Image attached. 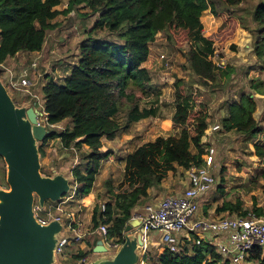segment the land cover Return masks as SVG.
Wrapping results in <instances>:
<instances>
[{
	"label": "trees",
	"instance_id": "1",
	"mask_svg": "<svg viewBox=\"0 0 264 264\" xmlns=\"http://www.w3.org/2000/svg\"><path fill=\"white\" fill-rule=\"evenodd\" d=\"M74 4L86 3L98 14L94 31H110L124 42L88 41L80 47V61L63 84L47 82L42 91L45 97L43 111L48 125H58L70 120L72 128L53 131L48 138L60 139L66 149L86 147L90 153L83 167L74 169L75 182L80 186L79 194L88 196L99 174L101 162L108 158L103 153V139L114 141L131 126L142 120L157 117L161 91L152 83V75L145 67L151 47L159 33H165L173 45L191 44L184 53L189 69L202 85H219L223 78L229 79L232 69L219 67L214 62L215 45L203 33L201 18L210 10L214 16L228 13L221 7L234 8L243 0H72ZM62 0H0V70L1 65L19 54L41 52L49 32L57 27L56 20L62 14L56 8ZM75 5V6H76ZM255 28L246 29L254 34L253 49L259 61H264V1L252 12ZM225 39L233 36L235 22ZM1 73V71H0ZM250 89L264 96V79H252ZM175 113L172 122L181 130L179 136L158 137L126 157L122 181L114 185L106 182L107 192L113 202L106 203L103 212L95 207L92 216V231L106 225L108 238L114 243H125V230L132 215L149 190L161 186L179 168L188 171L204 164L209 152V103L197 89L187 93L185 83L175 82ZM15 103L17 101L13 98ZM33 106L36 105V101ZM142 104L145 107H142ZM257 102L254 94L242 93L239 101L227 105L226 115L221 119L223 133L236 132L248 140L264 132L254 118ZM194 147L193 152L191 147ZM254 155L264 157V149L254 147ZM3 178L5 162H3ZM224 182V180H222ZM224 192L223 188H219ZM90 201H87L88 204ZM242 203L223 201L217 214H241ZM263 216L264 211L254 209ZM87 241L91 250L79 252L71 257L72 264L93 253V247L101 240L94 233ZM262 261L263 248L254 249L248 262ZM231 264L212 246L209 239L193 249L188 247L180 253L165 251L157 264Z\"/></svg>",
	"mask_w": 264,
	"mask_h": 264
},
{
	"label": "rangeland",
	"instance_id": "2",
	"mask_svg": "<svg viewBox=\"0 0 264 264\" xmlns=\"http://www.w3.org/2000/svg\"><path fill=\"white\" fill-rule=\"evenodd\" d=\"M263 1L243 0L239 6L234 8L223 6L221 9L229 12H222L220 16H214L210 10L204 12L201 18L203 33L214 42L216 49L214 61L232 69L230 78H223L222 82L216 86L202 85L200 79L189 69L184 53L190 49L191 44L173 45L167 41L165 33L157 35L156 40L150 44L151 54L145 67L152 75L153 85L161 91L158 116L133 124L128 133L122 134L114 141H105L102 152L107 153L108 158L101 162L98 182H95L88 196L79 194L80 186L75 182L73 175L74 169L83 167L85 158L90 153L86 147L80 150L66 149L60 139L52 138L35 144L42 176L54 178L56 175H63L68 178L70 183V191L60 201H46L42 205V210L37 211V215L40 217L60 216L63 219V224L72 228L68 233V237L72 240L76 237L75 234L85 235L87 233L88 235V231L92 232L93 208L97 206L101 208L102 205L113 202L107 192L106 182L112 180L114 185H117L122 181L126 157L140 146L155 141L158 137L180 135L181 130L172 122L176 108L175 82L178 78L184 81L187 93L197 89L210 101L209 113L215 120L209 121V128L219 124L222 129L221 119L226 115L227 105L239 101L242 93L254 94L257 102L254 118L264 128V96L258 95L250 89L252 79L258 77L264 79V61H259L254 52L255 35L246 30H254L252 12ZM72 3V0H62L61 5L56 8L62 14L56 20L55 30L48 34L43 55L35 54L31 57L30 54H22L13 62L15 63L13 67L7 66L11 70H0V80L12 100L15 98L17 101L15 103L13 100L17 108H22L25 105L32 106L33 101H37L36 109L44 113L45 97L42 85L49 81L63 84L65 72L73 70L80 61V47L83 42L124 44L118 40L116 34L110 31L96 30L92 32L98 14H93L86 3L74 4L71 7ZM234 22L236 29L233 36L225 39L230 34L231 24ZM163 55L166 57L165 60H162ZM35 61L39 67L32 68L31 65ZM42 65L43 67L40 68ZM58 70L60 75L57 73ZM24 73L29 75L28 78L31 82L27 89L28 92L20 86L21 90L12 88V82L17 85L21 83ZM142 107L145 105L142 104ZM40 122L48 126L46 116L42 117ZM70 123L68 120L61 125L50 126L47 130L50 133L56 130L62 131L67 129ZM221 129L211 135L209 131V149L215 148V164L212 172L216 179V186L204 198L202 212L214 218L223 215L231 217L241 215L217 214L216 209L223 201L234 204L238 201L241 202L244 213H254L255 208L264 211V157L254 155V147L259 146L264 149V132L256 138L248 140L244 135L236 132L223 133ZM191 149L193 152L195 151L193 146ZM3 162H5L4 159L0 157V196L2 193L10 191L6 163L5 177L3 178ZM186 183L187 171L179 168L177 173L169 176L164 185L157 189L158 194L162 193L160 197H163L171 195V191L177 192V194L181 193ZM220 187L223 188V193L220 192ZM155 192L157 194L156 190ZM36 199L39 200V198ZM87 201L90 202L86 204ZM159 239V234L150 233L149 244L151 247L147 255L152 264H157L158 259L155 258V255L158 256L164 251L162 250L164 244L160 243ZM77 250V247L73 246L66 252L69 255L66 254L65 258L56 257L57 264H72L71 257L77 253ZM103 255L108 258L111 256L109 253ZM66 258L67 260H65ZM245 260H247L245 264H263L262 261L256 260L248 262V257ZM218 264H223V261Z\"/></svg>",
	"mask_w": 264,
	"mask_h": 264
},
{
	"label": "water",
	"instance_id": "3",
	"mask_svg": "<svg viewBox=\"0 0 264 264\" xmlns=\"http://www.w3.org/2000/svg\"><path fill=\"white\" fill-rule=\"evenodd\" d=\"M44 113L35 107L17 108L6 87L0 81V157L7 164L10 191L1 194L0 203V264H55L56 245L63 229L62 222L48 226L39 224L34 216L36 198L42 206L46 201H60L69 191V181L63 175L42 176L35 144L44 142L50 132L40 123ZM140 222L131 221L125 230V243L107 264H137L143 245L138 233ZM134 236V240L129 235ZM91 264H101L100 255L108 254L102 240ZM104 257V255L102 256Z\"/></svg>",
	"mask_w": 264,
	"mask_h": 264
},
{
	"label": "built area",
	"instance_id": "4",
	"mask_svg": "<svg viewBox=\"0 0 264 264\" xmlns=\"http://www.w3.org/2000/svg\"><path fill=\"white\" fill-rule=\"evenodd\" d=\"M165 59L166 57L163 55L162 60ZM213 62L217 66L222 67L220 62L216 63L214 59ZM36 66L37 64L33 63L32 68ZM24 74L21 83L17 85L12 82L13 89L17 90L18 88L19 90L20 86L25 88L24 91L28 92L27 89L30 87L31 82L28 78L29 75L27 73ZM220 129L221 126L219 124L210 127V135ZM214 154L215 148L211 147L204 164L200 167H191L187 171L188 186L183 192L168 196L155 205L145 206L141 212L133 213L131 221L137 220L141 224L138 233L142 234L143 245L141 248L144 253L147 250L150 233L160 234V240L164 244L165 250L170 253H180L187 247L193 249L195 246L202 245L206 239H209L212 246L223 257V260L231 264H245L247 262L245 258H249L254 249L264 247V217L255 213L235 217L223 215L217 218L200 215L201 199L206 197L216 186V179L212 172L215 164ZM105 205L101 206L103 212L106 210ZM40 210H42V206L39 200L35 199L33 211L39 224L48 226L53 221L63 223V219L60 216H38L37 211ZM69 228L72 230L71 227ZM108 229V226L101 225L97 232L103 238V243H106L105 246L109 251V248L115 249L119 245L108 238ZM75 236L74 240L68 236H63L59 239L55 249L57 258L63 257L67 248L74 241L78 242L83 237L82 235ZM87 261V256L79 260L81 264H86ZM140 264L147 263L143 261Z\"/></svg>",
	"mask_w": 264,
	"mask_h": 264
},
{
	"label": "crops",
	"instance_id": "5",
	"mask_svg": "<svg viewBox=\"0 0 264 264\" xmlns=\"http://www.w3.org/2000/svg\"><path fill=\"white\" fill-rule=\"evenodd\" d=\"M240 38H242V37H240ZM243 39V38H242ZM246 39V38H245ZM45 47H46V44H45V46H44V48H43V50L41 51V52H36V53H31L29 56H34L35 54H38V55H43V52L45 51L44 49H45ZM20 55H22V54H19V55H17L15 58H13V59H9L5 64H3V65H1V70L2 69H6V70H11V68H8L7 66H11V67H13V65L15 64V63H13V62H15L16 61V59H18V58H20ZM23 55H25V54H23ZM23 57V56H22ZM33 63H36L37 64V67H39L38 66V63L35 61V62H33ZM33 63H32V65H33ZM41 64V63H40ZM31 65V66H32ZM41 67H43V65L42 66H40V68ZM72 71V70H71ZM71 71H66L65 72V75H63V80L71 73ZM57 73H59V75H60V71L58 70L57 71ZM62 77V76H61ZM62 80V81H63ZM1 81V80H0ZM42 87H44V85H42ZM37 99H38V97H37ZM35 102H33V104H34ZM36 103H37V101H36ZM26 106V105H25ZM28 107H35L36 108V105L35 106H31V105H29ZM176 109V108H175ZM44 112V111H43ZM44 116H45V113H44ZM212 117V118H211ZM210 120H215V119H213V116L211 115V113H210V117H209V121ZM68 121V119L67 120H64L63 122H61V123H59L58 125H61V124H63L64 122H67ZM57 126V125H56ZM69 128L71 129L72 128V123H70V125H69ZM175 135H170V136H168V137H174ZM168 137H164V138H168ZM105 141H107L108 142V140L106 139V138H104L103 139V144L105 143ZM124 167H125V164H124ZM124 172V171H123ZM99 173H100V171H99ZM98 175H100V174H98ZM98 175H97V178H96V182H98ZM48 177V176H47ZM67 180H68V178L67 177H65ZM69 181V180H68ZM70 184V183H69ZM164 185V183L161 185V186H158V187H155V188H152V189H150L149 190V196L146 198V199H144L143 201H142V203L140 204V206L135 210V212H141V211H143V209H144V207L145 206H148V205H155V204H157L158 202H160L162 199H164V198H166V197H168V196H174V195H176L177 194V192H173V191H171V195L170 194H168V195H165V194H163V195H165V196H163V197H160V195L162 194V193H159L158 194V188H161L162 186ZM188 186V183H186V185H185V187H184V189L186 188ZM167 188V187H166ZM183 189V190H184ZM154 190V191H153ZM155 190L157 191V194H156V192H155ZM205 198V197H204ZM204 198H202L201 199V201H200V215L202 216H205V217H209V218H212V216L211 215H209V216H207V215H205V213H203L202 212V202L204 201ZM94 209L95 208H93V211H94ZM93 211H92V216H93ZM92 216H91V223H92ZM62 226H63V229H62V232H61V235H60V238H62L63 236H68L69 234V232H71V229L68 227V226H65L63 223H62ZM76 231V230H75ZM75 231H73L74 233H75ZM94 233H97L98 235H99V233L97 232V231H95V232H91V231H88V235H89V237H87L88 235H87V233L85 234V235H82L83 237H82V239L81 240H79L78 242H75L74 241V243L71 245V246H69L68 248H67V250H66V252H68L69 251V249L70 248H72L73 246H76L77 247V253L75 254V255H77L79 252H83V253H88L90 250H91V247L88 245V243H87V241L88 240H90L91 238L90 237H92V235H94ZM76 235V234H75ZM84 236H86L85 238H84ZM159 236H160V239H161V235L159 234ZM101 237V236H100ZM129 238L131 239V240H134L135 238H134V236L132 235V234H130L129 235ZM159 239V241H160V243H162L161 242V240ZM101 240H103V238L101 237ZM152 240H154V238H152ZM155 241V240H154ZM103 242H104V240H103ZM163 244V243H162ZM104 245H106V243H104ZM97 246V244L93 247V253L92 254H89L87 257H88V261H87V263L88 264H91V262H93V261H96V259L98 258V256L94 253V248ZM122 246H123V244L122 245H119L117 248H115V249H110L109 248V254L111 255L110 257H114V256H116L117 255V253H119L120 251H121V249H122ZM106 247V246H105ZM150 244H149V241H148V244H147V250H146V253H144V250L141 248V250H140V258H139V261H138V263L137 264H140L141 262H143V261H145L147 264H152V261H151V259L149 258V256L147 255V253H148V250L150 249ZM162 250H164V251H162V253H160L158 256H156L155 255V258H159L160 257V255L161 254H163L166 250H165V247L163 246V248H162ZM65 252V255L63 256V258H65L67 255H69V254H67ZM67 254V255H66ZM108 255V254H107ZM74 256V255H73ZM107 257V256H106ZM106 257L104 256V257H101L102 259L103 258H105L106 259ZM65 260H67V258L65 259ZM55 264H57V261H56V263ZM78 264H81L79 261H78Z\"/></svg>",
	"mask_w": 264,
	"mask_h": 264
},
{
	"label": "bare ground",
	"instance_id": "6",
	"mask_svg": "<svg viewBox=\"0 0 264 264\" xmlns=\"http://www.w3.org/2000/svg\"><path fill=\"white\" fill-rule=\"evenodd\" d=\"M100 262L101 264H107V260L105 258H103Z\"/></svg>",
	"mask_w": 264,
	"mask_h": 264
}]
</instances>
